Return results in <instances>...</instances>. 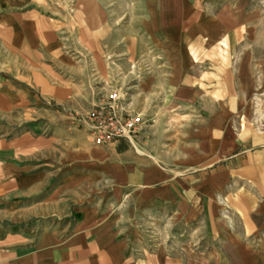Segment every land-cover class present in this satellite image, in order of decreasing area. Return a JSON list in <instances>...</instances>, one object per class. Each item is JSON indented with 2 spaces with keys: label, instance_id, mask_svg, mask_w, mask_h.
Here are the masks:
<instances>
[{
  "label": "crops",
  "instance_id": "0c3cea01",
  "mask_svg": "<svg viewBox=\"0 0 264 264\" xmlns=\"http://www.w3.org/2000/svg\"><path fill=\"white\" fill-rule=\"evenodd\" d=\"M118 1L0 0V264H264V7Z\"/></svg>",
  "mask_w": 264,
  "mask_h": 264
},
{
  "label": "built area",
  "instance_id": "2783aa9c",
  "mask_svg": "<svg viewBox=\"0 0 264 264\" xmlns=\"http://www.w3.org/2000/svg\"><path fill=\"white\" fill-rule=\"evenodd\" d=\"M95 146L114 148L120 141L133 143L143 119L126 112L121 94L114 93L104 102H99L81 118Z\"/></svg>",
  "mask_w": 264,
  "mask_h": 264
},
{
  "label": "rangeland",
  "instance_id": "374dc122",
  "mask_svg": "<svg viewBox=\"0 0 264 264\" xmlns=\"http://www.w3.org/2000/svg\"><path fill=\"white\" fill-rule=\"evenodd\" d=\"M258 3H259V7H264V0H258ZM117 6L118 7H121L122 6V1H118V3H117ZM263 17H264V15H263ZM259 37H264V29H263V32H260L259 33ZM124 91L123 90H121V92L120 91H118V92H115V93H117V94H121L122 96H123V99H124V101H125V105H126V103H127V101H126V96L124 95V93H123ZM114 94V93H113ZM112 95V94H111ZM110 95V96H111ZM109 96V97H110ZM108 97V98H109ZM93 107V106H92ZM91 107V108H92ZM126 112H127V110H126ZM128 114H130V115H138V114H133V113H130V112H128ZM85 115V114H84ZM83 115V116H84ZM140 116V115H139ZM141 117V116H140ZM142 119H143V124H142V126H140V129H139V132L134 136V138H133V143H129L131 146H133V147H137V145L135 144V142H137V140H138V137H139V135H140V133L142 132V130H143V128H145V126H148V125H150L151 123H152V120H150V119H145V118H143L142 117Z\"/></svg>",
  "mask_w": 264,
  "mask_h": 264
}]
</instances>
